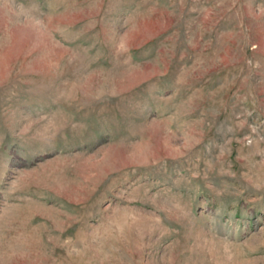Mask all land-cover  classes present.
<instances>
[{"label":"rangeland","instance_id":"rangeland-1","mask_svg":"<svg viewBox=\"0 0 264 264\" xmlns=\"http://www.w3.org/2000/svg\"><path fill=\"white\" fill-rule=\"evenodd\" d=\"M0 264H264V0H0Z\"/></svg>","mask_w":264,"mask_h":264}]
</instances>
